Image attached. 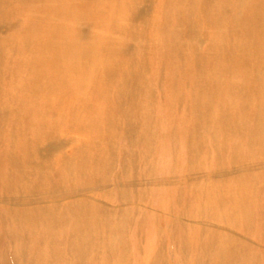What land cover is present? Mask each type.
Instances as JSON below:
<instances>
[{"label": "bare ground", "instance_id": "1", "mask_svg": "<svg viewBox=\"0 0 264 264\" xmlns=\"http://www.w3.org/2000/svg\"><path fill=\"white\" fill-rule=\"evenodd\" d=\"M0 264H264V0H0Z\"/></svg>", "mask_w": 264, "mask_h": 264}]
</instances>
